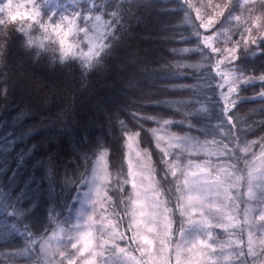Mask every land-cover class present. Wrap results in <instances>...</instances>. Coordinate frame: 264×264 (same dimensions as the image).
Instances as JSON below:
<instances>
[{
    "label": "snow or ice",
    "instance_id": "1",
    "mask_svg": "<svg viewBox=\"0 0 264 264\" xmlns=\"http://www.w3.org/2000/svg\"><path fill=\"white\" fill-rule=\"evenodd\" d=\"M7 3L19 9L11 21L4 14ZM180 5L185 17L189 9L195 11L193 35L199 44L179 53L207 50L201 58L208 71L193 83L150 79L147 87L188 97L159 99L143 93L149 67L128 53L133 22L139 23L138 0H0V64L5 68L11 64L9 48L17 34L33 60L51 52L53 62L68 68L75 63L85 75L110 68L111 83L96 94L91 125L111 129L118 122L127 164L126 172L123 165L112 172L108 148L92 140L87 126L83 132L61 127L13 157L17 144L43 131L34 127L17 134L16 126L26 117L22 112L13 116V130L0 137V241L19 243L23 237V246L11 253L19 258L15 264H264V135L247 139L255 128H264V118L240 127L229 115L245 99L239 96L241 85L259 83V91L247 99L264 101V71H245L235 63L243 53L264 52L259 47L264 41V0L210 3L211 13L203 15L192 0H180ZM220 35L223 47L214 43ZM187 57L153 71L172 78L201 73ZM212 74L218 78L222 105L218 124L211 118L206 92ZM7 85L6 76L0 85L5 115L11 96ZM137 92L141 95H133ZM147 106L174 110L181 118L137 111ZM125 112L140 131L124 127L120 116ZM145 120L162 121L160 128L148 129L161 154L158 160L140 146ZM171 125L180 132L171 131ZM64 147L73 159L61 174L57 160ZM42 208L41 221L37 214ZM33 220L40 229L30 226Z\"/></svg>",
    "mask_w": 264,
    "mask_h": 264
},
{
    "label": "trees",
    "instance_id": "2",
    "mask_svg": "<svg viewBox=\"0 0 264 264\" xmlns=\"http://www.w3.org/2000/svg\"><path fill=\"white\" fill-rule=\"evenodd\" d=\"M222 2L223 0H192V3L201 9L202 15L211 13L210 3L214 5ZM138 3L140 5L137 13L139 23L133 22L135 32L133 34L134 38L130 40L128 53L129 56L135 54L136 59L143 60L149 67V75L143 81L146 86L143 93L159 99H188L186 95L173 96L175 93L166 92L162 88L147 86L150 79H155L157 83L181 81L193 83L194 78L208 71L206 61L201 58V55L206 54L207 50L191 54L179 53V49L184 47L195 48L199 44L198 38L193 35L194 9H189V15L185 17V9L181 7L180 0H138ZM236 11H240L239 7ZM223 23L224 20L221 21V24ZM234 24L235 22L232 21L230 24H226L225 27L228 28ZM162 36L168 38L164 39ZM181 36L184 37L183 40L180 39ZM20 39L18 34L13 37L9 48L11 58L9 67L5 68L3 64H0V85L3 84L7 76V86L11 92L7 115L0 111V137L13 130V116L19 115L21 112L26 119L22 124L16 126L15 131L17 134L34 127L42 128L43 131L33 139L17 144L15 152L11 155L14 157L16 152L26 149L32 143L46 141L47 137L54 135L61 127L71 130L75 126L83 132L84 127L87 126L88 134L92 140H98L108 148L110 170L115 172L123 165L126 172L124 138L118 122L111 129H101L99 125L96 127L91 125L94 100L97 98L96 94L106 92L107 86L111 83L107 78L110 68L85 75L83 70L75 63L68 68L59 65L58 61L53 62L51 59L53 53L51 52L33 60L21 48ZM223 39V35H220L219 38L214 39V43L223 47ZM259 47L264 48V41L260 43ZM171 49H177V53L173 54L170 51ZM181 55H188L187 62L199 66V70L202 72L199 74L193 72L191 76L172 78L167 72L153 71L161 68L162 64H171L180 59ZM21 61H23L22 66ZM235 63L245 71L252 70L259 73L264 71V52L254 55L243 53ZM139 67L142 69L144 65L141 64ZM209 79L212 86L206 89V92L211 98V118L213 123L218 124L223 119L222 105L218 99V89L215 87L218 78L212 74ZM260 87L259 83L251 86L241 85L239 96L245 97V99L239 100L232 113H229L230 116H234L238 126L254 125L255 121L264 118V108H262L264 101L247 99L259 91ZM133 95H141V93L137 92ZM137 111L148 115H159L170 120L181 118L180 114L174 110L170 111L158 107L147 106L138 108ZM62 114L66 117L63 121L58 119ZM120 119L125 121L124 127L129 131H140L139 124L132 118L130 112L121 114ZM4 121H8V123H4ZM143 123L144 131L141 132L140 146L142 148L148 147L153 153L154 160H158L161 154L155 147L154 138L148 129L160 128L162 121L161 124L147 120ZM167 127L171 131L180 132L177 125ZM261 135H264V128H255L254 131L248 134L247 139L257 140ZM258 148L257 145L254 150L257 151ZM55 150L53 149V151ZM43 151L41 154H43ZM71 159L73 158L68 155V148H61L57 160L59 173H63L65 165L69 164ZM28 170L31 171L30 164ZM21 171H24V169H21ZM24 174L27 175L26 172ZM21 203H24V201ZM45 212L46 210L42 208L37 214L41 221L44 219ZM3 215V213H0V218ZM9 219H12L15 223L13 218ZM33 225L36 229L41 228V224L35 220L30 224V226ZM17 227H22V225L17 224ZM18 240L19 243L13 242L11 239L8 242L0 241V264H15L19 259L11 255L23 246V237H18Z\"/></svg>",
    "mask_w": 264,
    "mask_h": 264
},
{
    "label": "clouds",
    "instance_id": "3",
    "mask_svg": "<svg viewBox=\"0 0 264 264\" xmlns=\"http://www.w3.org/2000/svg\"><path fill=\"white\" fill-rule=\"evenodd\" d=\"M19 9L14 7L11 3H7L4 8V14L7 16V19L11 21L18 14Z\"/></svg>",
    "mask_w": 264,
    "mask_h": 264
},
{
    "label": "rangeland",
    "instance_id": "4",
    "mask_svg": "<svg viewBox=\"0 0 264 264\" xmlns=\"http://www.w3.org/2000/svg\"><path fill=\"white\" fill-rule=\"evenodd\" d=\"M242 1V0H241ZM133 132H135V131H133ZM142 148V147H141ZM125 152H126V148H125V146H124V161H125ZM257 152H259V148L257 149ZM125 166H126V170H127V164H126V162H125Z\"/></svg>",
    "mask_w": 264,
    "mask_h": 264
}]
</instances>
